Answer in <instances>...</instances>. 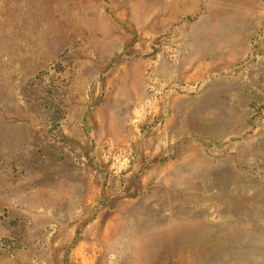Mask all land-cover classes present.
I'll use <instances>...</instances> for the list:
<instances>
[{
	"label": "rangeland",
	"instance_id": "obj_1",
	"mask_svg": "<svg viewBox=\"0 0 264 264\" xmlns=\"http://www.w3.org/2000/svg\"><path fill=\"white\" fill-rule=\"evenodd\" d=\"M0 264H264V0H0Z\"/></svg>",
	"mask_w": 264,
	"mask_h": 264
}]
</instances>
